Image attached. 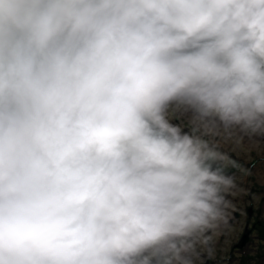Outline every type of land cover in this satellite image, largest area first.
<instances>
[{"label": "clouds", "instance_id": "obj_1", "mask_svg": "<svg viewBox=\"0 0 264 264\" xmlns=\"http://www.w3.org/2000/svg\"><path fill=\"white\" fill-rule=\"evenodd\" d=\"M244 137L264 0H0V264H202Z\"/></svg>", "mask_w": 264, "mask_h": 264}, {"label": "rangeland", "instance_id": "obj_2", "mask_svg": "<svg viewBox=\"0 0 264 264\" xmlns=\"http://www.w3.org/2000/svg\"><path fill=\"white\" fill-rule=\"evenodd\" d=\"M185 118L173 119L174 123H182ZM222 151L227 152L239 168L247 170L243 174L241 187L243 192L229 196L233 200L234 209L228 227L214 238L215 254L208 256L202 253V264H264V237L257 238V234L264 236V138L255 142L244 137L238 143L227 140L222 144ZM241 175L239 169H231ZM259 222V230L253 231L252 237L240 248L238 245L249 221ZM253 221V222H252ZM250 229L253 230L252 227ZM241 238V239H240ZM237 248V249H236ZM248 258H252L248 261Z\"/></svg>", "mask_w": 264, "mask_h": 264}, {"label": "flooded vegetation", "instance_id": "obj_3", "mask_svg": "<svg viewBox=\"0 0 264 264\" xmlns=\"http://www.w3.org/2000/svg\"><path fill=\"white\" fill-rule=\"evenodd\" d=\"M253 222V221H252ZM250 222L248 221L247 223H246V227H245V230H244V232H249V238H251L252 237V234H253V231L255 232L256 230H259V222H257V221H255L254 220V223L250 226ZM262 226H264V225H262ZM250 227H252L253 228V230L252 229H250ZM243 234H245V233H243ZM244 235H242L241 237H243ZM263 237L264 236H262L261 234H257V238H259V239H263ZM241 239V238H240ZM249 241H250V239H249ZM247 242V244L246 245H249L250 244V242ZM237 249V248H236ZM251 259L252 258H248L247 260L248 261H251ZM261 264H262V262L261 261H259ZM206 264H211L210 262H208V263H206Z\"/></svg>", "mask_w": 264, "mask_h": 264}, {"label": "water", "instance_id": "obj_4", "mask_svg": "<svg viewBox=\"0 0 264 264\" xmlns=\"http://www.w3.org/2000/svg\"><path fill=\"white\" fill-rule=\"evenodd\" d=\"M248 239H249V232L247 231V232H245V234L242 237V240H241V242H240V244L238 246L240 248H242L246 244V242L248 241Z\"/></svg>", "mask_w": 264, "mask_h": 264}]
</instances>
